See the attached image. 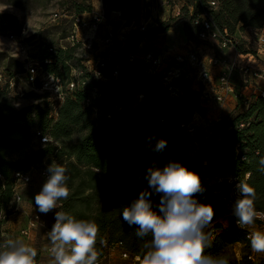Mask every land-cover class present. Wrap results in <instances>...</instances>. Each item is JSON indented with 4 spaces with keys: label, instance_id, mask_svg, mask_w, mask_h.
I'll return each instance as SVG.
<instances>
[{
    "label": "trees",
    "instance_id": "16d2710c",
    "mask_svg": "<svg viewBox=\"0 0 264 264\" xmlns=\"http://www.w3.org/2000/svg\"><path fill=\"white\" fill-rule=\"evenodd\" d=\"M218 2L215 21L220 28L227 27L231 32H237V25L264 27V0ZM104 4L107 10L121 12L120 18H130L139 8V0H104ZM83 11L84 8H79L77 12ZM170 26L169 22L162 23L156 32H165ZM184 29L189 39H196L198 28H194L191 21L185 23ZM140 35L131 33L127 43L129 51L139 46ZM75 50L77 47L60 50L59 61L48 69L64 80L68 79L71 65L84 67L82 58L78 66L71 62V54ZM113 65L114 62H109L104 69L107 81L102 84L101 81H93L101 84L100 96L94 102L100 113L98 117L94 108L85 104L86 91L68 96L56 118H52V105L47 93L44 97L48 108L42 106L46 99L40 104L18 108L15 104L17 97L0 87V173L6 181L5 188L0 181V210L3 203L12 198L15 172L39 167L46 156H66V160L58 163L67 169L70 194L66 200H61V207L53 211L61 210L77 219L95 221L98 226L97 260L106 254L105 245L100 243L104 239L123 242L128 251L140 254L143 241L137 238L135 227L124 222L122 211L148 189L146 177L149 170H162L169 163L178 162L197 173L203 190L195 198L211 205L216 204L219 197L211 179L232 173L243 180L249 173L247 182L255 188L256 208L264 211V172L259 171V160L264 157V97L252 95L249 105L244 106L246 110L233 123L226 125L232 128L226 129L219 137H213L214 148L207 147L194 158L190 155L189 146L178 139L175 130L192 121L196 113L205 114L200 92L192 89L189 82L181 81L177 85L182 93L173 98L156 75L138 65L122 68L119 78L113 80ZM38 93L29 91L25 97L44 98ZM139 94L144 98L138 101ZM238 102L242 105L243 100L239 98ZM120 105L123 108H117ZM33 109L36 111L34 117ZM36 119L40 128L36 133L39 131L51 138L37 149L30 143L31 124ZM244 121L247 122L246 127L239 128V123ZM161 141L165 142L164 146L160 145ZM203 156L210 158L209 164H203ZM161 198V194L155 191L149 196L156 211H159ZM245 235V229L224 228L206 251L221 254L229 245L244 242ZM36 252L33 264L38 262L39 249ZM230 264L255 263L244 258L240 262L236 259L230 261ZM258 264H264V260Z\"/></svg>",
    "mask_w": 264,
    "mask_h": 264
},
{
    "label": "built area",
    "instance_id": "2783aa9c",
    "mask_svg": "<svg viewBox=\"0 0 264 264\" xmlns=\"http://www.w3.org/2000/svg\"><path fill=\"white\" fill-rule=\"evenodd\" d=\"M180 3H182V0H180ZM218 6V0H196V9L191 8L190 19L184 17L181 28L183 33L185 32V23L188 21H191L194 28H198L196 39H189L184 35L185 41L189 44L186 52L173 54L174 52H171L172 48L170 46L161 52L139 51L141 43L137 48L129 51L127 43L130 40L131 33L143 34L148 31L154 33L158 26L169 19L170 16L179 17L183 15L182 8L184 4L174 6L175 10L171 11L170 15H164L159 10L154 11L146 0H141L140 7L133 16L121 18L123 23L117 31L108 25L106 34L102 39L105 54L94 58L88 57L87 61L91 63L89 65L83 64L85 59L83 58L81 62L84 67L81 68L71 65L70 77L64 80L61 76L50 71L48 66L59 61L60 50H67L70 47L92 50V42L95 40L97 30L107 18V12L103 8L101 10L75 12L71 16L72 22L65 37V42H62L64 39H61L59 45L44 46L38 56L31 58L27 56V66L23 71L15 72L12 75L0 72V87L6 88L11 96L17 98L24 96L29 91L47 93L52 105L50 114L52 118H56L61 104L68 96H72L78 91H86L88 96L85 104L94 108V114L98 117L100 113L94 102L100 96L99 87L102 82L108 80L105 77L104 69L109 62H114L111 77L113 80L119 78L122 68L138 65L146 68L148 73L156 75L173 98L182 93V89L177 83L186 81L190 83L192 89L200 92L201 104L205 108H208L211 102H215L221 107L228 99L237 100L239 98L243 100L242 104L244 106H248L252 95L264 97V88L261 86V82L264 80V27L252 30L255 36H252L251 39L253 40H246V43H252L253 50L243 51L238 45L241 41L238 32H231L229 28H220L217 25L215 13ZM59 17H61L60 12L55 11L53 18L57 19ZM150 22H152L151 26H149ZM11 37L14 38V36ZM112 50L115 52L119 50L120 56H114L111 53ZM91 79L101 81V84L91 83ZM143 98V94H139L137 100ZM117 108L121 109L123 106L120 105ZM197 114L199 113L194 115L192 121L181 124L175 130L178 139L187 144L189 148L190 143L186 139L188 136H193L197 131L199 125L196 122ZM246 125L247 122H241L239 128H245ZM231 128L232 126L226 127V129ZM37 134L43 143L51 140L48 135H41L39 131ZM238 146L237 144L236 148ZM190 155L192 156L191 151ZM245 158L244 156L243 159ZM201 159L204 165L210 163L209 157L203 156ZM36 170L37 167H31L27 172L17 171L14 174L16 184L13 187L12 198L3 203V208L0 210V245H4L7 240L20 239L37 250L35 241L39 230L43 229L46 232L51 230L43 213L38 209L24 213L14 231H9L3 227V223L8 218L22 212L23 194L19 186L33 184V175ZM202 171L204 172L205 169ZM37 174L42 178L44 184L48 176L47 167L39 169ZM248 176L249 173H246L245 178H248ZM213 180L216 184L212 182ZM0 181L3 188H5V176L2 173H0ZM238 181L239 179L232 173L218 175L210 181L211 184L215 185V193L219 194L216 204H212L215 210L213 221L209 229H206V231H211L213 240L224 228L230 226L241 228L237 225L236 217L232 212L234 201L238 195L236 191ZM58 203L61 205V201ZM219 204H222V207L219 208ZM256 223L263 224L264 221L257 220ZM245 230L246 240L237 242V244L245 247L246 250L241 254H237L236 261L240 262L247 258L258 264L264 260V253H254L252 251L247 236L248 229ZM103 241H105L104 245L107 249L106 254L97 260L95 264H114L115 259L123 261V264H140V261L136 259L139 254L128 251L123 242H108L106 239ZM50 248V241L40 248V253L47 256L49 264L53 259ZM37 264L40 263L37 262Z\"/></svg>",
    "mask_w": 264,
    "mask_h": 264
},
{
    "label": "clouds",
    "instance_id": "9594fccd",
    "mask_svg": "<svg viewBox=\"0 0 264 264\" xmlns=\"http://www.w3.org/2000/svg\"><path fill=\"white\" fill-rule=\"evenodd\" d=\"M161 141L160 145L164 146ZM264 172V157L259 160ZM67 169L53 161L47 167V179L35 196V205L42 213L60 208L58 203L70 194ZM148 189L123 208L122 218L135 227L136 236L143 241L136 257L140 264H230L229 254L206 251L212 245L209 229L215 210L211 204L199 202L196 194L203 190L200 176L178 162L169 163L162 170L150 169L146 177ZM161 194L159 211L149 200L151 192ZM237 198L232 212L237 225L248 229V240L254 253H264V230L255 227L264 221V211L257 210L255 188L247 178L236 184ZM98 226L95 221L77 219L57 211L55 223L47 236L51 243V264H95L97 261ZM101 244L105 241L101 240ZM37 252L23 240H7L0 245V264H33Z\"/></svg>",
    "mask_w": 264,
    "mask_h": 264
},
{
    "label": "rangeland",
    "instance_id": "374dc122",
    "mask_svg": "<svg viewBox=\"0 0 264 264\" xmlns=\"http://www.w3.org/2000/svg\"><path fill=\"white\" fill-rule=\"evenodd\" d=\"M139 0V7H140ZM146 0L148 4L154 9V11H160L164 15H170L171 11L175 10L174 6H182V16L169 17L162 23H170V28L161 33L157 32H145L141 34V47L139 51L152 50L154 52H161L168 46L172 48L173 54L181 53L186 49L188 50V42L185 41V32H182L183 19L187 17L190 19L191 8L195 10L196 0ZM175 2V3H174ZM84 8L85 11L101 10L102 8L107 12V18L99 26L95 40L92 42V50L77 47V50L73 51L71 56V62L74 65H79V59L85 58L83 64H91L87 60L88 57L94 58L96 56L104 55V46L102 39L106 34L108 25L117 31L122 26V20L120 18L121 12L107 10L104 0H0V72L6 75H12L15 72L23 71L27 66V56H38L44 46L46 45H59L61 39L65 42V37L68 34L72 19L71 16L79 10ZM59 11L61 17L54 19L53 13ZM161 23V24H162ZM152 22L149 23V26ZM160 26V25H159ZM158 26V27H159ZM238 37L241 41L238 43L239 47L243 50H253V44L246 43V40L255 36L252 30L253 27H242L237 25ZM84 31V30H83ZM86 35V33H85ZM11 36H14L12 38ZM182 40V42H181ZM138 47V46H137ZM26 50V51H25ZM114 56H120V52L112 50ZM82 64V62H81ZM94 79L90 82L93 83ZM261 86L264 88V80L261 82ZM41 96H46L44 92L38 93ZM46 99V103L44 102ZM43 103L42 106L48 108L47 98H32L20 96L16 98V107L22 108L24 106H30L33 104ZM246 108L240 104L237 100L228 99L227 102L219 107L215 102H211L209 107L205 109V114H197L196 122L199 124L196 133L193 136H188L187 141L190 143V151L193 157L205 148H214L213 137L221 136L226 130V125L233 123V121L240 116ZM32 116H35V109L32 110ZM38 120L31 124V136L30 143L33 148L37 149L43 147L44 144L41 138L36 133L40 130L37 125ZM63 157H51L46 156L43 163L37 167L34 173L33 184L21 185L20 190L23 194L22 212L12 215L4 223L3 227L7 230L14 229L17 224L20 223L22 215L30 212L33 209H38L35 205V196L41 191L43 185L42 178L37 174L39 169L48 167L53 161L59 162ZM214 184L215 180L212 181ZM42 184V185H41ZM37 192V193H36ZM222 204H219V208ZM39 210V209H38ZM56 212L51 210L48 213H43L47 224L50 228L55 223ZM255 227L260 230H264V223H256ZM45 230L41 229L36 237L35 246L39 249L38 262L40 264H49L47 256L40 253V248L49 240ZM242 248V249H241ZM246 250L245 247H241L235 243L225 248L222 254H229L231 261H234L237 254H241ZM123 262V261H122ZM119 259H115L114 264L122 263ZM123 264V263H122Z\"/></svg>",
    "mask_w": 264,
    "mask_h": 264
},
{
    "label": "crops",
    "instance_id": "0c3cea01",
    "mask_svg": "<svg viewBox=\"0 0 264 264\" xmlns=\"http://www.w3.org/2000/svg\"><path fill=\"white\" fill-rule=\"evenodd\" d=\"M181 42H182V40H181ZM187 48H188V45H187ZM183 52H186V49L184 50V51H182L181 53H183ZM235 245V244H234ZM242 249V248H241Z\"/></svg>",
    "mask_w": 264,
    "mask_h": 264
}]
</instances>
